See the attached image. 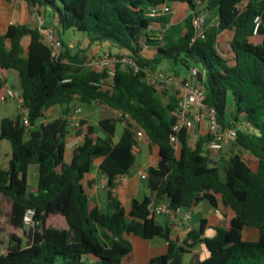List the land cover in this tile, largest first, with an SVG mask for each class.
<instances>
[{"label": "trees", "instance_id": "trees-1", "mask_svg": "<svg viewBox=\"0 0 264 264\" xmlns=\"http://www.w3.org/2000/svg\"><path fill=\"white\" fill-rule=\"evenodd\" d=\"M25 1L57 21L52 27L63 51L58 58L52 56L39 25L12 23L0 34V68L18 73L19 94L30 121L25 125L22 114L1 120L0 138L9 140L11 154L7 165L0 161V195L11 200V209L9 243L0 264H132L135 236L169 242L166 253L146 264H264V0ZM177 3L190 8L183 22L173 23L172 14L148 15L154 6ZM207 11L217 13V24H205V37L192 40L194 17ZM257 17L261 21L255 33ZM154 22L162 23L159 37L149 32ZM226 31L232 32L229 39L222 37ZM66 32L84 36L71 46ZM26 37L30 40L25 49ZM258 37L261 41L256 43ZM104 43L124 51L118 56L139 66L136 70L117 64L107 89L96 84L107 76V69L87 65L88 51ZM147 48L155 52L145 55ZM163 61L197 68L205 102L216 109L221 127L238 128L224 167L211 161L208 131L194 138L183 127L179 148L173 145L178 100L173 94L162 96L149 76ZM6 83L0 74V93ZM94 101L123 116L97 123L80 120L85 126L83 141L68 159L77 103ZM51 107L60 108V113L47 119L45 112ZM118 123L123 129L116 139ZM137 128L145 132L151 147H158L159 159L147 169L144 198L134 197L126 207L115 188L117 178L129 174L136 162ZM101 156L99 170L107 177L105 207L91 197L85 182L94 159ZM202 200L224 216L231 213L229 227H214L216 234L209 237L203 220L182 244L171 239V227L159 221L153 205L165 201L175 211ZM29 210L39 222L34 227H40L30 245L23 234ZM56 218L65 220L67 228L53 226ZM246 228L257 231V237L245 236ZM198 243L204 244L207 257L186 263L185 254Z\"/></svg>", "mask_w": 264, "mask_h": 264}, {"label": "crops", "instance_id": "crops-1", "mask_svg": "<svg viewBox=\"0 0 264 264\" xmlns=\"http://www.w3.org/2000/svg\"><path fill=\"white\" fill-rule=\"evenodd\" d=\"M173 9H182V13H184V17L188 15L190 12V8L183 3H177L172 6ZM175 11V10H174ZM175 12L172 14V22H183L184 19L180 18L179 14L174 18ZM206 17V26L215 25L217 23V13L215 11H207L204 13ZM43 16L45 17V23L47 26L56 25L57 21L52 17L45 16L44 14L38 13L37 10L31 9L25 0H0V34H3L7 31L10 24H27V25H39V18ZM158 29V35L153 36L155 30ZM163 29L162 23L154 22L150 27V34L153 37H159L160 31ZM81 37L75 35L71 39V46L76 45ZM229 39V38H228ZM29 37L24 38L23 45L25 49L29 44ZM256 43L260 42L261 39L258 37L254 39ZM114 50L118 49L117 47H113L108 43L97 44L94 45L87 53L88 55V63L92 69L101 70L99 65L95 60L92 61V58H96L97 55L103 53L104 50ZM121 53L124 51L118 49ZM109 51H106V53ZM155 52L152 48H147L144 50L145 55L153 54ZM110 53V52H109ZM127 53V52H125ZM167 61H163L161 64H164ZM159 64V65H161ZM159 65L157 67H159ZM173 67V66H172ZM156 68V67H155ZM174 70V67H173ZM3 70V75L6 78V86L16 89L15 85H10L11 77L6 75ZM155 69L150 71L151 76H155ZM149 75V76H150ZM189 78V77H187ZM168 96V95H167ZM167 98V97H166ZM178 100V99H177ZM81 107V111L78 114H75L73 117V124L71 127V133L68 138V143H74L71 147H68V159L71 158L72 153L75 147L82 143L84 136L85 126L79 123L80 120H84L89 123H97L100 119L106 117L115 116V110L105 106L103 103L94 101L90 104H79ZM60 113V108L51 107L45 112V117L47 119H53L58 116ZM207 133V125L206 122L198 123L195 128L192 130V135L194 138H197L203 134ZM139 154V168L132 170L127 175L121 176L117 178V184L115 191L118 194L120 200L124 204V206L128 207L132 198L136 197L139 199L144 198L145 193L147 191V181L142 179L141 174L143 171H147L150 166H156L159 159L158 147H151L146 141H144L140 149L136 151ZM249 155V154H248ZM10 156L7 154V160H9ZM104 157H96L94 159V163L91 167L90 172L87 174L85 182L89 185V193L93 199H96L100 202L102 207L106 206L105 200V191L101 187V184L107 180L106 175L100 172L99 165L102 162ZM213 163L217 162V157L212 156ZM250 158V155H249ZM212 160V159H211ZM136 163V162H135ZM35 168V167H34ZM34 176L36 175V171L34 169ZM152 196L155 193H151ZM183 211H186L184 209ZM192 216L190 220L185 221L183 219L182 214L178 213H166L159 216V221L165 225H168L172 229L171 239L178 241L179 244H182L185 240L189 231L199 228L202 224V221H206V234H210L214 236V232L211 231L214 227H229V219L231 217V213L228 216H224L217 208L213 207L207 200H202L195 206L191 208ZM65 221V220H64ZM59 227V226H56ZM62 228H67V222ZM215 230V229H214ZM245 236L257 237V231L253 229H244ZM9 243V242H8ZM169 242L166 238L163 237H154L152 239H144L140 236H135L133 238V258L132 264H146L149 260L157 255H161L167 252ZM8 247V245H7ZM7 251V249H6ZM0 253L1 254H5ZM208 255L206 248L203 243H198L195 245L191 252L185 254V262L189 263L195 259H204Z\"/></svg>", "mask_w": 264, "mask_h": 264}, {"label": "built area", "instance_id": "built-area-1", "mask_svg": "<svg viewBox=\"0 0 264 264\" xmlns=\"http://www.w3.org/2000/svg\"><path fill=\"white\" fill-rule=\"evenodd\" d=\"M174 9L169 4H162L159 6H154L148 12L150 17H159L166 14H173ZM260 18L255 19L256 27L255 33L260 24ZM205 17L204 15L195 16L193 19V25L195 28V35L192 40L196 38H204L206 35L205 29ZM39 27L43 34L45 43L50 47L51 54L53 57L58 58L63 51V43L58 34L56 28L52 26H47L43 18L39 19ZM97 64L101 70L107 69V76L102 78L100 84L103 88H110L113 84V77L115 74V67L117 64L130 65L136 70H139L137 63L127 57V56H113L109 52L105 56L97 61ZM191 77L190 78H181V77H166L163 73H159L158 76L155 75L161 83L158 84L160 87H163L166 83L172 82L176 83L180 87L179 98L177 101V107L174 111L176 117V122L172 128L171 141L176 149L179 148V138L178 133L183 127H187L189 130H193L195 126L200 122H206L207 131L210 133L211 140L208 143V149L210 152H218L224 148L227 143H233L236 141L238 136V128H222L217 117L216 109L212 106L206 104V89L203 84L198 80L199 71L197 68H191ZM150 73V72H149ZM0 74H3V69L0 68ZM9 98H16L19 101V107L21 109V114L25 125H29V111L22 104V98L14 88L5 86L2 92L0 93V101H6ZM81 111V107L78 106L75 110V114H78ZM115 116H123L119 111H115ZM125 124V123H123ZM137 144L134 147L135 151L140 149L141 144L145 141V132L141 129L135 130ZM74 143H68L67 147H71ZM124 176V175H123ZM121 177V176H120ZM142 179L148 178V172L143 171L141 174ZM107 185V180L101 184V187L104 189ZM155 212L158 216L166 213H178L182 214L185 221L190 220L192 216L191 208H177L175 211L169 208L167 202H161L159 204L153 205ZM186 209V211H183ZM25 224L29 227H34L35 224L39 222L36 221L34 217V211L29 210L24 216Z\"/></svg>", "mask_w": 264, "mask_h": 264}, {"label": "rangeland", "instance_id": "rangeland-1", "mask_svg": "<svg viewBox=\"0 0 264 264\" xmlns=\"http://www.w3.org/2000/svg\"><path fill=\"white\" fill-rule=\"evenodd\" d=\"M175 11V15L174 18L176 16H178L179 14L181 15L178 19L183 18L184 13H182V9H174ZM205 17V15H204ZM40 18H43L45 20V17L41 16ZM39 18V19H40ZM177 18V17H176ZM185 19V17L183 18ZM205 22H206V17H205ZM217 24V23H216ZM215 24V25H216ZM215 25H211L212 27H214ZM158 35V29L155 30V32L153 33V36H157ZM232 35L231 31H226L222 33V37L224 39H228L230 38ZM77 36L83 38L84 33L83 32H77ZM67 39H72L74 36H72V34L69 32H66V36ZM106 51H109L110 54H112L113 56H117V55H121L122 53L118 50V49H108V50H104L102 54L97 55L96 58H92V61L95 60L96 62L103 58L106 54ZM174 67V70H173ZM171 66V64L167 61L164 64L159 65V67L155 68V75L158 76L159 73H163L166 77H181L182 79L184 77H191V71L190 69L182 66L181 64L175 65V66ZM176 71H178L179 73L177 74ZM4 73L6 75H8L9 77H11V81H10V85H15L16 86V90L17 91H21L20 88V78L18 73L13 70V69H9V70H5ZM150 75V74H149ZM152 80H156V82L159 84L161 83L159 79H157L155 76H151ZM159 88V92L161 93L162 96L164 97H168L167 95H171L173 94L176 99L179 98V93H180V87L178 85H176V83H166L163 87H160V85L158 86ZM166 90V91H164ZM232 102L229 101V113L228 116L230 118V112L232 110ZM21 109L19 107V101L16 98H9L6 101H0V131H1V120L4 117H11V118H16L17 115L21 114ZM123 126L121 123H118V129H117V135H116V139L120 136L121 132H122ZM232 150V144L231 143H227L224 148L218 152H211L210 154V158L212 159L211 161L213 162L212 156H216L217 157V162L218 164H220L222 167L225 166V162L227 160V156L229 154V152H231ZM7 154H11V144L9 142V140L7 139H1L0 138V161L2 162L3 165H7L8 160H7ZM245 156L247 158H249V155L246 153ZM139 154L136 153V163L134 164L132 170H135L137 168H139ZM32 173V172H31ZM30 183L33 185L36 184V177L33 176V174L30 175ZM10 209H11V200L3 195H0V253H4L7 249V245L9 242V233H10V225H9V213H10ZM65 224V221L63 219L60 218H56L52 221V225L53 226H63ZM31 227L28 226V229L26 230L27 232L29 231ZM211 231L214 232V235L216 234V231L214 229H212ZM23 234L25 235V238L28 240V233L25 234V231L23 232ZM207 236L211 237L210 234H206ZM213 236V235H212Z\"/></svg>", "mask_w": 264, "mask_h": 264}, {"label": "water", "instance_id": "water-1", "mask_svg": "<svg viewBox=\"0 0 264 264\" xmlns=\"http://www.w3.org/2000/svg\"><path fill=\"white\" fill-rule=\"evenodd\" d=\"M201 79H202V75H201V73H199L198 80H201ZM39 229H40V227H31L28 232L25 231V234L28 233V241H27L28 245H30L34 241V239H35L34 234Z\"/></svg>", "mask_w": 264, "mask_h": 264}]
</instances>
